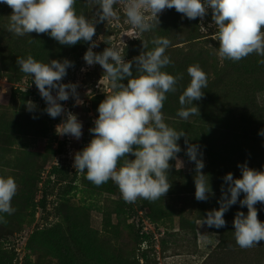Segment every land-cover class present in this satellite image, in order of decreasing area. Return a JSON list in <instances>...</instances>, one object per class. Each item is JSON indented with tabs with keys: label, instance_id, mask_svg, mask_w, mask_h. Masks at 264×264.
Masks as SVG:
<instances>
[{
	"label": "rangeland",
	"instance_id": "1",
	"mask_svg": "<svg viewBox=\"0 0 264 264\" xmlns=\"http://www.w3.org/2000/svg\"><path fill=\"white\" fill-rule=\"evenodd\" d=\"M115 7L119 19L95 25L93 40L98 46L93 51L115 46L124 50L125 60H132L155 47L149 42L145 49L141 40L169 39L165 54L172 63L164 70L183 78L175 92L166 94L162 112L170 127L183 130L191 143L200 145L203 171L210 176L214 195L207 201L195 199L194 164L184 151L183 137L178 156L184 167L170 169L172 187L155 202L126 203L111 180L97 187L76 171L74 153L92 138L89 129L98 116V104L114 90L99 64L88 66L83 60L88 43L65 46L47 34L16 36L6 30L12 10L0 3V176H12L18 185L12 200L15 212L0 214L6 220L0 222V264H264V241L252 248L235 242L233 219L237 211L247 214L246 206L232 205L224 214V227L199 226L208 211L219 207L226 173L239 177L238 164L245 162L264 169L260 57L252 54L238 62L221 58L211 9L202 21L166 9L159 14L158 27L140 40L129 37L132 28L123 4ZM75 8L92 20L98 5L96 0H76ZM28 55L45 63L64 58L73 62L63 82L77 83L83 104L75 105L71 97L60 103L82 122L80 139L56 133L65 116L53 119L44 111L46 103L34 82L16 64L17 57ZM196 64L206 73L208 86L204 97L193 102L199 115L185 121L177 115L179 96L190 82L187 68ZM132 71L135 76V64ZM29 100L37 106L31 113L25 107ZM40 199L45 208L36 207L30 215L31 201ZM255 207L264 222V204Z\"/></svg>",
	"mask_w": 264,
	"mask_h": 264
},
{
	"label": "clouds",
	"instance_id": "2",
	"mask_svg": "<svg viewBox=\"0 0 264 264\" xmlns=\"http://www.w3.org/2000/svg\"><path fill=\"white\" fill-rule=\"evenodd\" d=\"M0 3L12 10L6 30L16 36L47 34L65 46L88 43L83 60L88 66L99 64L114 90L98 104V116L94 127L89 129L92 138L74 153L76 171L85 174L97 187L111 180L126 203L138 199L155 202L164 198L172 187L168 179L170 169L184 167L178 156L182 151L178 141L183 137L184 151L194 164L195 199L207 201L214 195L210 176L203 171L205 163L200 145L191 143L183 130L170 127L162 112L166 94L175 92L178 80L183 78L164 70L172 63L165 54L170 41L167 37H155L151 41L140 37L158 27L159 14L166 9L174 8L189 20L200 18L201 21L211 9L212 22L218 28L215 37L219 42L218 55L238 62L255 54L260 57L258 64L264 66V0H96L98 10L92 20L77 14L76 0H0ZM121 3L132 28L129 37L140 39L145 49L149 42L155 46L132 60H125L124 50L115 46H107L100 53L93 51L98 46L93 40L95 25L119 19L115 5ZM16 64L34 82L46 103L44 111L53 119L65 116L56 126V133L80 139L82 122L60 103L71 97L75 105L83 104L77 83L63 82L73 62L64 58L45 63L28 55L17 57ZM187 73L190 82L179 96L181 107L177 113L185 121L199 115V106L193 102L204 97L208 86L207 75L198 64L190 65ZM125 80L127 83H123ZM25 107L31 113L37 106L29 100ZM259 134L264 136V131ZM129 154L132 159L128 158ZM170 161H175V165ZM238 167L239 177L231 172L223 176L226 188L221 186L219 207L208 211L199 226L224 227V214L238 202L247 207V214L237 211L234 216L235 242L241 248H252L264 241V222L258 219L255 207L257 203L264 204V169L256 170L246 162ZM17 191L12 176H0V214L15 212L12 200ZM0 222L6 223L4 215H0Z\"/></svg>",
	"mask_w": 264,
	"mask_h": 264
},
{
	"label": "trees",
	"instance_id": "3",
	"mask_svg": "<svg viewBox=\"0 0 264 264\" xmlns=\"http://www.w3.org/2000/svg\"><path fill=\"white\" fill-rule=\"evenodd\" d=\"M14 93H16V91H13V94ZM51 172H53V169L51 170ZM36 207L40 208V209H44L45 208V205H44L43 201H41V199L38 200V202H36V203L34 201H31V204H30V215H34Z\"/></svg>",
	"mask_w": 264,
	"mask_h": 264
},
{
	"label": "built area",
	"instance_id": "4",
	"mask_svg": "<svg viewBox=\"0 0 264 264\" xmlns=\"http://www.w3.org/2000/svg\"><path fill=\"white\" fill-rule=\"evenodd\" d=\"M38 94H39V92H38Z\"/></svg>",
	"mask_w": 264,
	"mask_h": 264
}]
</instances>
